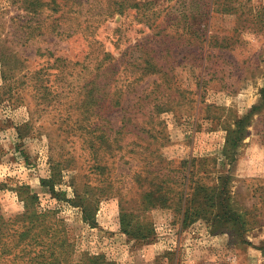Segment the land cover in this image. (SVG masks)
<instances>
[{
  "label": "rangeland",
  "instance_id": "obj_1",
  "mask_svg": "<svg viewBox=\"0 0 264 264\" xmlns=\"http://www.w3.org/2000/svg\"><path fill=\"white\" fill-rule=\"evenodd\" d=\"M120 1L139 9L119 15ZM147 54L159 72L134 81ZM55 58L66 61L55 67ZM262 91L264 0H0V246L28 224L21 215L30 194L31 210L59 221L46 217L38 230H59L74 264H264ZM137 96L157 110L148 115L147 102L140 110ZM244 117L229 164L226 129ZM140 130L156 140L138 139ZM154 149L175 177L194 158L189 199L195 184L214 188L225 177L236 221L219 207L185 225L178 206L140 212L133 184L124 206L152 230L145 239L121 232L112 186Z\"/></svg>",
  "mask_w": 264,
  "mask_h": 264
},
{
  "label": "trees",
  "instance_id": "obj_2",
  "mask_svg": "<svg viewBox=\"0 0 264 264\" xmlns=\"http://www.w3.org/2000/svg\"><path fill=\"white\" fill-rule=\"evenodd\" d=\"M46 4L48 3L32 2L30 6L37 8L43 7ZM125 7L129 9H137L138 11L139 4L134 2L132 4L126 5L124 1H120L117 2L115 12L121 15ZM34 12L35 11L32 13ZM65 61L66 59L64 58H55L52 66L58 67V63H64ZM141 61L142 64H136L141 75L134 81H138L144 77H151L159 72L155 57L147 54L141 59ZM92 84L94 83L91 82L90 85ZM88 93L90 94L92 100H95L97 96L96 93H99V91L92 87ZM146 98L147 97H135L140 110L147 103L149 106H151L147 111V114L150 115V112L157 110L158 105L155 103L152 104V101L148 102ZM120 104V101L115 102L116 106H120ZM247 119L248 117L237 119L232 125L233 128L230 126L226 129V140L221 155L225 160H228L229 164L234 161L239 142L245 135ZM120 132L121 131L119 130L116 132V134ZM139 132H141V135L136 136L138 139H147L152 141L156 140V135L153 131L144 132L140 130L138 131V134ZM144 134L146 138H142V136L144 137ZM104 135L105 133L103 132L101 137ZM109 137L110 136L108 135L107 138ZM108 155L111 159L118 157V160H120L123 158L122 155L117 156L114 151L112 154L110 151H108ZM113 163H115L114 160L111 162V165ZM169 163L170 162H168L167 158L163 157L158 152V149H154V151L151 152V157L148 161H142L139 163L141 164L139 169L131 170L130 168H127L126 174L123 172L119 173V178L115 179L117 181L116 185L111 186L115 189L116 195L119 198V220L121 232L127 236L133 237L134 239H145L149 237L152 230L149 222H141L144 220H140L138 218V213L129 212L127 207L124 206L125 202L122 192L123 190L129 189L133 184H137V190L140 191L137 200L143 205L140 209V212L147 210L149 205L150 209H167L172 208L173 206H178L180 212H182V224L185 225L196 217H199L203 214H209V210L212 211L215 207H219L223 211V216L228 215L230 221H236L231 217L232 213L227 209V206H225L223 197L226 193L225 177H218L222 178L221 184L220 186L217 185L214 188H206L202 184H195V186L192 188V198L189 199V195L186 194L185 187H187L188 182L192 180L191 176L194 173L192 170L194 166V158L184 162V172L181 177H175L176 174L171 170ZM97 167L99 169H109L108 166L104 165H98ZM118 169L121 170L122 165L118 167ZM123 176L128 182H125V179H121ZM48 182L49 181H43L44 184ZM207 189H210V193L207 192ZM214 198H217V203H215L216 199ZM35 200L36 197L30 194L25 199V209H27V211L21 216L23 224H25L26 220L28 221V224L22 226L23 231L18 233L14 231L11 234H8L6 240L1 243L0 264H74L66 257L69 245L66 243L65 239L58 236L59 230L53 229L52 227L50 228L49 226L45 227L43 231L38 230L37 227H40L43 225V223H45L44 218L46 219V217L52 216L51 218L54 220V225H59V221L51 211H46L44 213L40 212V214H38L34 210H31V206L34 205ZM78 264L111 263L105 261L101 257H85Z\"/></svg>",
  "mask_w": 264,
  "mask_h": 264
},
{
  "label": "built area",
  "instance_id": "obj_3",
  "mask_svg": "<svg viewBox=\"0 0 264 264\" xmlns=\"http://www.w3.org/2000/svg\"><path fill=\"white\" fill-rule=\"evenodd\" d=\"M228 264H236V262L234 260H230Z\"/></svg>",
  "mask_w": 264,
  "mask_h": 264
}]
</instances>
